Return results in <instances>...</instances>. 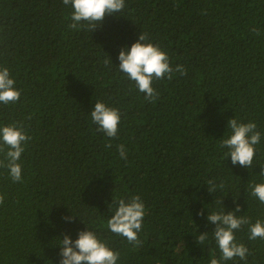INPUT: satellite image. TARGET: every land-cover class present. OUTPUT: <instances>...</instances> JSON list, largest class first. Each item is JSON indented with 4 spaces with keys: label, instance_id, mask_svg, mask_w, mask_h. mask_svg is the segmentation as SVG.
I'll return each mask as SVG.
<instances>
[{
    "label": "trees",
    "instance_id": "obj_1",
    "mask_svg": "<svg viewBox=\"0 0 264 264\" xmlns=\"http://www.w3.org/2000/svg\"><path fill=\"white\" fill-rule=\"evenodd\" d=\"M71 13L62 0H0V66L21 93L0 104V125L22 122L31 137L22 182L0 168V264H59V238L87 226L119 253L117 264L219 259L208 213L239 205L237 215L264 222L249 188L264 183V0H125L93 32L69 28ZM140 32L187 70L154 80V102L118 69L119 51ZM97 101L121 113L115 138L91 120ZM232 117L261 133L252 168L220 146ZM209 180L223 187L209 193ZM133 195L146 212L136 246L107 228L111 202ZM248 237L247 225L235 231L247 259L221 264H264V240Z\"/></svg>",
    "mask_w": 264,
    "mask_h": 264
},
{
    "label": "clouds",
    "instance_id": "obj_2",
    "mask_svg": "<svg viewBox=\"0 0 264 264\" xmlns=\"http://www.w3.org/2000/svg\"><path fill=\"white\" fill-rule=\"evenodd\" d=\"M66 6H71V29L87 28L92 32L102 25L106 16L119 14L125 7V0H62ZM252 31L259 35V30ZM118 69L135 83L139 92L144 94V99L154 102L159 93L153 88V81L160 79H172L174 73L187 75L183 65H177L173 69L169 57L158 45L152 44L147 33H139L138 40L131 47H124L119 51ZM109 61H105V65ZM20 91L15 86V80L6 66H0V104H13L20 100ZM92 122L98 126V130L109 138L118 135L121 113L117 108L109 107L103 102L97 101L91 112ZM226 129L229 130L227 138L221 139V148L227 149L225 157H230L233 165L252 168L255 155V146L261 141V133L257 130L255 122H241L232 117L228 119ZM31 137L27 135L22 122L0 125V168L6 169L11 180L22 182V166L19 163L25 146ZM110 146V145H109ZM121 159H127L124 145L118 146ZM259 174L264 176V167H260ZM209 193H215L217 186L212 180L208 181ZM251 196L264 204V183L249 184ZM235 199V198H234ZM4 203V196L0 194V205ZM114 214L107 220V228L113 234L126 238L129 244L134 246L141 242L138 232L142 230L145 217V204L140 195H133L126 199L111 202ZM223 203V201H222ZM241 212L239 205L234 211H213L207 214V221L215 225L212 231L215 243L221 253L219 259L213 257L210 264H221L234 258L246 260L249 249L235 238V231L242 226H248L249 239L264 240V222L257 220L252 223ZM203 215V212L197 213ZM77 218L71 216L62 217L66 222ZM82 222V221H81ZM208 233H200L196 238L198 244H204L208 239ZM57 245L60 248L59 264H117L119 253L112 250L105 242H102L97 234L89 229L78 232V238L73 240L64 234Z\"/></svg>",
    "mask_w": 264,
    "mask_h": 264
}]
</instances>
